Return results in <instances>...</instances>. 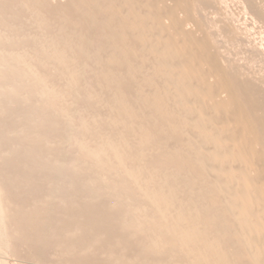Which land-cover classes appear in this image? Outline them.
Returning <instances> with one entry per match:
<instances>
[{
    "label": "rangeland",
    "instance_id": "1",
    "mask_svg": "<svg viewBox=\"0 0 264 264\" xmlns=\"http://www.w3.org/2000/svg\"><path fill=\"white\" fill-rule=\"evenodd\" d=\"M0 264H264V0H0Z\"/></svg>",
    "mask_w": 264,
    "mask_h": 264
}]
</instances>
